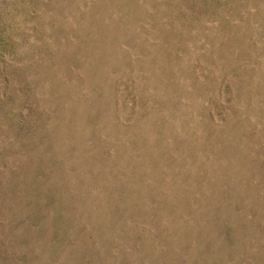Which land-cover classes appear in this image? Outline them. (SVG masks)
<instances>
[{
    "label": "rangeland",
    "instance_id": "obj_1",
    "mask_svg": "<svg viewBox=\"0 0 264 264\" xmlns=\"http://www.w3.org/2000/svg\"><path fill=\"white\" fill-rule=\"evenodd\" d=\"M0 264H264V0H0Z\"/></svg>",
    "mask_w": 264,
    "mask_h": 264
}]
</instances>
